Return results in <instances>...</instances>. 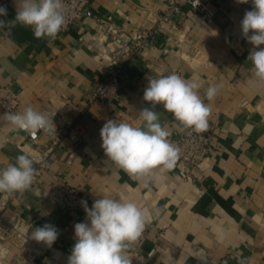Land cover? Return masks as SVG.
<instances>
[{
  "label": "crops",
  "instance_id": "0c3cea01",
  "mask_svg": "<svg viewBox=\"0 0 264 264\" xmlns=\"http://www.w3.org/2000/svg\"><path fill=\"white\" fill-rule=\"evenodd\" d=\"M205 1L213 15L184 6L164 27L156 19L167 0H89L85 13L54 40L37 39L22 25L7 34L0 30V83L16 92L19 111L32 106L72 127L30 190L0 192V235L9 228L0 236V264H67L74 225L85 222L86 214L49 193L47 186L58 178L79 188L91 204L109 196L135 201L146 211V238L128 249L131 264H200V256L206 264H264V81L252 73L247 58L253 46L240 26L252 4ZM16 7L17 0H7L4 19H14ZM100 15L128 29H150L155 42L126 63L111 103L90 101L106 72L97 58L107 45L100 39ZM171 73L200 85L199 95L211 107L206 131L212 147L191 168L177 160L172 170H157L144 187V180L130 178L107 159L100 129L108 119L141 126L148 79ZM211 85L218 93L208 101ZM156 111L174 143L183 128L162 105ZM5 112L0 108V115ZM54 137L42 131L32 142L26 131L0 121V169L21 154L37 161ZM46 223L59 230L51 247L30 238Z\"/></svg>",
  "mask_w": 264,
  "mask_h": 264
},
{
  "label": "clouds",
  "instance_id": "9594fccd",
  "mask_svg": "<svg viewBox=\"0 0 264 264\" xmlns=\"http://www.w3.org/2000/svg\"><path fill=\"white\" fill-rule=\"evenodd\" d=\"M198 2L194 0L193 7ZM238 3L246 4L249 0H238ZM251 4L252 9L245 12L240 26L243 38L253 46L247 58L252 63V73L264 81V48L260 47L264 45V0H251ZM7 16V6L0 5V30H6L7 34L22 25L31 28L37 39H56L66 23L62 0H17L14 19H4ZM199 88L197 82L186 80L177 73L148 79L143 100L149 106L139 111L143 124L134 126L123 120L108 119L100 129L101 148L107 159L130 178L144 180V187H149L156 179L157 170L160 173L172 170L179 159L180 148L169 140L170 133L160 123L156 108L162 105L183 129H192L196 133L206 131L211 107L199 95ZM217 93L216 85L209 86L206 99L213 101ZM53 118L32 106L0 115V121L33 134L40 130L56 134ZM36 163L34 158L21 154L14 163L0 169V192L30 190L37 174ZM80 203L86 219L74 225L76 242L67 264H131L127 252L145 229L146 211L135 201H121L109 196L94 200L90 208L86 200ZM58 235L56 226L46 223L35 228L30 238L51 247ZM198 260L200 264H206L203 256ZM239 264H245V261L240 259Z\"/></svg>",
  "mask_w": 264,
  "mask_h": 264
},
{
  "label": "built area",
  "instance_id": "2783aa9c",
  "mask_svg": "<svg viewBox=\"0 0 264 264\" xmlns=\"http://www.w3.org/2000/svg\"><path fill=\"white\" fill-rule=\"evenodd\" d=\"M62 2L66 17V23L62 30H66L85 13L89 0H62ZM193 3L194 0H167L166 7L156 19L157 25L164 27L176 14L182 12L184 6H188L196 12L213 15V11L205 0H199L195 7H193ZM0 5L7 6V0H0ZM98 20L101 23L100 39L105 40L107 45L97 53V58L103 62L106 72L97 81L96 87L90 96V101L111 103L119 94L126 63L131 58L153 48L155 42L150 29L139 27L128 29L123 24L116 22L111 16L100 15ZM21 107V101L12 87L9 84L0 83V108L8 112H17L21 110ZM54 123L56 134H54L55 137L51 145L44 151V156L37 160L35 180L41 176L47 167L48 154L66 135L71 133L72 127L70 125H60L56 120H54ZM42 131H37L35 134L27 132V134L32 142H36ZM173 144L180 148L178 161H181L187 168H191L209 154L212 147V137L208 131L196 133L192 129H183ZM47 190L54 197L60 199L68 209L84 211L80 203L81 200H86L89 208L92 206L83 196L81 190L65 178L56 179L47 186ZM7 232H9V228H3V233L0 236L2 237ZM145 238L146 232L144 229L142 235L131 245L139 248Z\"/></svg>",
  "mask_w": 264,
  "mask_h": 264
}]
</instances>
